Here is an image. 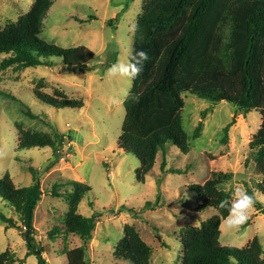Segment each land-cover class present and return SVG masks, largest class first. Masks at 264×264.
<instances>
[{
  "label": "rangeland",
  "instance_id": "374dc122",
  "mask_svg": "<svg viewBox=\"0 0 264 264\" xmlns=\"http://www.w3.org/2000/svg\"><path fill=\"white\" fill-rule=\"evenodd\" d=\"M34 1L0 0V29L27 13ZM143 1L53 0L42 19L39 36L63 48L87 46L95 53L88 67L68 66L60 58L52 57L51 67L18 71L13 67L0 68V177L9 172L15 185L22 187L33 182L30 166L39 173L44 194L35 210V237L44 248L47 264H67L65 249L83 243L76 234L50 235L53 228H63L68 211L67 200L54 196L51 188L58 183V190L64 193L71 189L66 184L68 180L92 187L82 199L79 212L86 216L100 214L86 249L91 264H134L114 256L126 224L134 225L152 248L151 264H181V230L200 226L219 213L214 208L202 209L189 185L204 184L215 172L233 174L231 181L221 184L220 189L231 193L234 186L251 188L264 209V196L257 191L263 174L250 149L263 117L256 109L247 114L239 112L227 141H223L224 127L237 111V106L228 101L215 103L195 94H184L181 115L189 151L184 153L172 143L164 149L167 168H181L183 173L161 170L162 150L145 181L138 180L139 159L119 145L125 116L122 93L131 90L132 83L124 77H110L107 69L128 58ZM35 90L58 98L65 95L82 100L83 106L50 107L37 99ZM4 91L15 98L6 96ZM198 125L201 127L196 134ZM20 129L51 136L56 132L65 134L59 160L51 165L55 157L50 147L20 149ZM147 201L160 205L139 212ZM130 209L137 210V217ZM0 211L18 217L1 196ZM225 218L220 226L222 245L243 247L257 237L264 248V212L255 203L249 209L248 219L238 227H229ZM5 251L13 254L17 260L14 264H37L36 256L25 257L27 246L22 231L18 227L6 229L0 220V254Z\"/></svg>",
  "mask_w": 264,
  "mask_h": 264
},
{
  "label": "trees",
  "instance_id": "16d2710c",
  "mask_svg": "<svg viewBox=\"0 0 264 264\" xmlns=\"http://www.w3.org/2000/svg\"><path fill=\"white\" fill-rule=\"evenodd\" d=\"M52 4L53 0H35L27 13L0 29L1 69L13 67L18 71L27 67H51L54 65L52 57L60 58L68 66L88 67L95 53L87 46L63 48L39 36L42 19ZM119 16L120 13L115 20ZM133 37L132 50H143L149 58L144 62L140 75L131 80L130 96L123 102L125 116L119 145L139 159L138 180L145 181L162 150L161 170L183 173L181 168H167L164 149L172 143L184 153L189 151L181 112L185 105L183 95L190 93L215 103L228 101L237 106L233 119L224 127L223 141H227L229 129L239 112L260 111L262 126L250 142V149L263 174L257 191L264 196V0H144ZM3 93L15 98L6 91ZM34 95L40 102L54 108L83 106L82 100L65 95L58 98L38 90ZM132 96H138L139 101L134 102ZM200 127L197 126L196 134ZM64 137L62 132L51 136L20 129L18 147L52 148L55 157L53 165L61 157ZM29 171L33 182L28 186L17 187L9 172L0 177V196L18 216L15 219L0 211V220L5 223L6 229H23L27 246L25 257L34 255L37 264H47L43 257L44 248L36 240L34 225L35 210L44 189L37 170L30 166ZM232 177L231 172H215L204 184L189 185L202 209L214 208L219 213L200 226H188L181 230L184 252L181 264H264V248L257 237L243 247L220 243L221 220L228 216V211L220 208L219 202L229 199L231 193L219 186L231 181ZM66 184L71 189L64 193L58 190V183L51 188L54 196H63L67 200L68 211L63 228H53L50 235H78L83 243L65 249L67 264H91L86 249L94 236L100 214L94 212L86 216L79 212V207L92 187L76 180H68ZM247 192L264 212L263 204L254 191L249 188ZM159 205L158 202L147 201L139 212L154 210ZM130 210L137 217V210ZM151 255L152 248L136 227L126 224L114 256L134 264H151ZM24 259L20 260L23 262ZM15 261L9 251L0 254V264H14Z\"/></svg>",
  "mask_w": 264,
  "mask_h": 264
},
{
  "label": "clouds",
  "instance_id": "9594fccd",
  "mask_svg": "<svg viewBox=\"0 0 264 264\" xmlns=\"http://www.w3.org/2000/svg\"><path fill=\"white\" fill-rule=\"evenodd\" d=\"M148 54L143 50H129L128 58L124 61L116 62L107 69L110 77H124L128 80H134L143 71L144 62L148 59ZM122 96L128 99L130 89L123 91ZM134 102L139 101L138 96L131 97ZM231 196L229 199L221 200L219 207L228 211L225 218L229 227H238L248 219L249 209L253 206V197L248 194L242 186H234L230 189Z\"/></svg>",
  "mask_w": 264,
  "mask_h": 264
},
{
  "label": "water",
  "instance_id": "95a60500",
  "mask_svg": "<svg viewBox=\"0 0 264 264\" xmlns=\"http://www.w3.org/2000/svg\"><path fill=\"white\" fill-rule=\"evenodd\" d=\"M18 229H19V230H21V231L23 230V229H22V228H20V227H19Z\"/></svg>",
  "mask_w": 264,
  "mask_h": 264
}]
</instances>
